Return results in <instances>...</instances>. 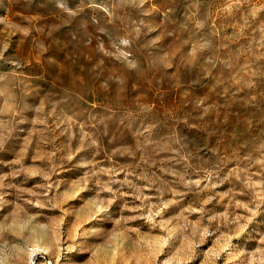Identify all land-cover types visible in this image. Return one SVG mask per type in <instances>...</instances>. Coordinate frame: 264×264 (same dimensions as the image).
Returning <instances> with one entry per match:
<instances>
[{
	"label": "rangeland",
	"instance_id": "rangeland-1",
	"mask_svg": "<svg viewBox=\"0 0 264 264\" xmlns=\"http://www.w3.org/2000/svg\"><path fill=\"white\" fill-rule=\"evenodd\" d=\"M0 264H264V0H0Z\"/></svg>",
	"mask_w": 264,
	"mask_h": 264
}]
</instances>
